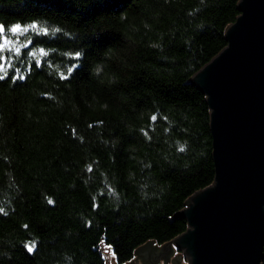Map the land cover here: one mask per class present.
I'll use <instances>...</instances> for the list:
<instances>
[{
	"label": "trees",
	"instance_id": "16d2710c",
	"mask_svg": "<svg viewBox=\"0 0 264 264\" xmlns=\"http://www.w3.org/2000/svg\"><path fill=\"white\" fill-rule=\"evenodd\" d=\"M239 1L0 0V264H125L186 231L215 179L191 79Z\"/></svg>",
	"mask_w": 264,
	"mask_h": 264
},
{
	"label": "water",
	"instance_id": "95a60500",
	"mask_svg": "<svg viewBox=\"0 0 264 264\" xmlns=\"http://www.w3.org/2000/svg\"><path fill=\"white\" fill-rule=\"evenodd\" d=\"M238 8L226 47L191 79L211 109L214 182L178 213L186 231L162 245L149 241L136 255L152 245L164 264H187L183 255L188 264H263L264 0H240ZM108 262L116 263L111 250Z\"/></svg>",
	"mask_w": 264,
	"mask_h": 264
},
{
	"label": "flooded vegetation",
	"instance_id": "af4514ba",
	"mask_svg": "<svg viewBox=\"0 0 264 264\" xmlns=\"http://www.w3.org/2000/svg\"><path fill=\"white\" fill-rule=\"evenodd\" d=\"M156 252H157V249L153 247L152 245L146 246L139 251V254L135 256L134 261L138 259L140 261H143L144 264H154V263L156 264V262H158L160 260V257L162 256L161 255L159 257V255H156ZM162 261L160 260V262Z\"/></svg>",
	"mask_w": 264,
	"mask_h": 264
},
{
	"label": "snow or ice",
	"instance_id": "6c2138e0",
	"mask_svg": "<svg viewBox=\"0 0 264 264\" xmlns=\"http://www.w3.org/2000/svg\"><path fill=\"white\" fill-rule=\"evenodd\" d=\"M19 25H17V26H15L13 29H11V31L12 32H16L18 29H19ZM32 27H35V25H33ZM4 31V29H3V26H0V32H3ZM3 45L2 44H0V51H2L3 50ZM77 56H79L80 54L79 53H77L76 54ZM3 77L2 76H0V79H2ZM50 203H51V201H50ZM110 247V246H109Z\"/></svg>",
	"mask_w": 264,
	"mask_h": 264
},
{
	"label": "rangeland",
	"instance_id": "374dc122",
	"mask_svg": "<svg viewBox=\"0 0 264 264\" xmlns=\"http://www.w3.org/2000/svg\"><path fill=\"white\" fill-rule=\"evenodd\" d=\"M177 252H178V250L176 249L172 256H175ZM182 262H186L188 264L187 259L184 257V255H183V258H182ZM115 264H117V263H115ZM162 264H164V262H162Z\"/></svg>",
	"mask_w": 264,
	"mask_h": 264
}]
</instances>
